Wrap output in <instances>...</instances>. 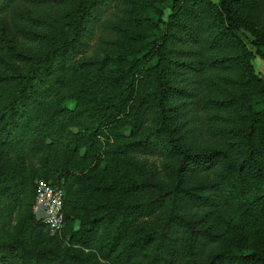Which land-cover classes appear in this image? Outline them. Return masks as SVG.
<instances>
[{
  "label": "trees",
  "instance_id": "1",
  "mask_svg": "<svg viewBox=\"0 0 264 264\" xmlns=\"http://www.w3.org/2000/svg\"><path fill=\"white\" fill-rule=\"evenodd\" d=\"M109 1L0 0V15L14 11L22 13L28 4H69L61 14L45 20L47 32L33 30L20 22L16 23L12 32L2 22L0 80L11 78L15 80V85L0 103V132L5 133L1 140H21L20 144L29 152L40 151L47 144L46 140L53 142L63 135L84 146L96 159L85 170L74 173V182L80 190H127L154 184L156 193L147 201L134 203L117 196L98 202L100 213L92 221L107 225L115 222L110 236L111 244H114L123 232L122 211L153 210L164 204L165 214L158 219L159 222L147 227L136 241L139 244L148 241L154 244L145 264H166L169 260L168 246L173 239L172 229L190 223L179 210V197L169 199L166 190L153 183L154 172L152 176L148 173L140 178L126 174L127 181L120 183L109 181L101 172L99 155L110 149L148 151L160 146L174 159L171 173L172 183L177 190L193 198L203 197L202 201H207L208 195L194 193L185 187L189 181H193L194 175H207L215 171L216 175L206 182L205 188L221 189L226 203L246 209L252 201L264 199V80L254 73L244 57V50L237 46L235 31L240 30L242 20L237 15L236 4L240 0H218L215 5L209 0H158L159 3L163 1V4L169 5L173 11L165 22L160 13L146 12L143 18L149 22L152 30L141 37L140 44L132 46L121 43L110 51L102 52L88 61L92 63L90 70H79L84 62L69 66V58L86 42L91 28L93 30L100 23L104 25L100 11ZM185 15L191 21L198 22L196 28L184 20ZM24 17L32 19L29 22L34 24L41 21L28 13H24ZM177 28L183 29L186 32L185 39L194 44L186 49L187 53L197 57L193 64L190 63L192 60H178L174 57L173 48L167 44L171 36L169 34L172 33L167 30ZM14 32L22 37L44 40L45 44L35 52L23 51L11 41ZM5 33H10L8 38H5ZM254 35L256 44L264 46V37L257 33ZM259 54L264 57V51L259 50ZM248 55H251L250 52ZM20 62L24 66L20 67ZM177 62L189 65L199 74L207 69L219 70L218 76L224 84L222 95L200 98L201 105L221 121L219 125L212 126L215 127L212 128L213 133L222 139L219 146L191 149L174 131L173 93H186L171 77ZM142 70L148 71L150 86L134 104L128 122L133 129L137 128L142 116V105L151 104L156 126L148 129L139 139H128L116 147L111 144L104 148L98 135L102 126L110 121L106 111L110 102H103L101 96L107 89L119 85L121 87L114 95H120L116 101L123 104L129 99L137 72ZM56 86L61 87L57 90L50 110L43 115L38 114L32 133L22 135L20 114L28 105L32 111L38 110L44 93ZM69 101L74 102V105L69 106ZM70 126H76V131H72ZM50 184L60 186L53 182ZM246 185L249 187L250 199L244 196ZM35 223L39 224L41 220L35 219ZM82 226L80 229L84 230ZM80 231H70L71 242H83ZM209 235L207 229L190 225L187 246L183 245L185 257L177 264H214L213 260L219 257L227 264L264 262V246L256 245L249 249L237 246L219 250L207 258L206 263H202L195 256H198L202 242L209 240ZM85 243L89 244L88 241ZM109 249L112 250V247ZM2 251H11L16 257V264H48L52 261H58L59 264H86L80 250L60 253L52 247L26 245L18 236L0 238Z\"/></svg>",
  "mask_w": 264,
  "mask_h": 264
},
{
  "label": "rangeland",
  "instance_id": "2",
  "mask_svg": "<svg viewBox=\"0 0 264 264\" xmlns=\"http://www.w3.org/2000/svg\"><path fill=\"white\" fill-rule=\"evenodd\" d=\"M209 1L215 5L218 0ZM68 5L55 2L28 4L24 6L22 13L14 11L0 15V34L3 32L2 22L12 32L17 22L33 30L47 32L48 27L45 20L61 14ZM236 9L238 17L242 20L240 30L235 31L239 40L238 42L236 39L237 46L244 50V57L254 73L264 80V57L259 54V50L264 51V46L256 44L254 35L257 33L264 37V0H240L236 4ZM172 11L169 5L163 4V1L159 3L158 0H110L108 5L100 11L104 25L100 23L94 26L93 30L91 28L86 36V42L69 58V66L84 62L83 66H79V70H90L92 63L89 64L88 61L93 60L102 52L110 51L121 43L132 46L140 44L141 37L152 30L143 15L146 12L160 13L165 22ZM24 13L37 17L41 21L31 23L29 21L32 19L27 20ZM183 18L192 23L194 28L198 25V22L191 21L188 15ZM167 31L172 32L169 34L171 36L167 39V44L173 48L174 57L178 60L181 58L192 60L190 63L193 64L197 57L186 52L187 48L194 45L185 39L186 32L181 28ZM8 34L5 33V38H8ZM11 41L27 52H35L45 44L44 40L22 37L15 32ZM175 64V71L171 77L175 78L177 86L182 87L187 94L181 93L183 91L173 93L174 131L191 149L201 150L219 146L222 139L213 133L212 130L215 127L212 126L219 125L221 121L211 115L210 111L200 103L202 97L222 95L224 84L218 76L219 70L217 68L207 69L203 74H199L189 65L184 66L178 62ZM18 65L22 67L24 63L20 62ZM148 80L147 70L138 71L129 99L123 104L116 101L120 95L118 97L114 95L121 86L115 85L104 91L101 99L103 102H110L106 110L110 121L102 126L98 135L104 148L111 144L116 147L118 143L128 139H139L146 134L148 129L156 126L151 104L142 105V116L137 128L133 129L128 122L134 104L149 89ZM14 85L15 80L11 78L0 80V103L5 100ZM60 87L56 86L44 93L38 110L32 111L28 105L26 110L20 114L22 135L33 132L34 124L38 121V114L43 115L50 110ZM67 104L73 106L74 102L69 101ZM69 128L72 131L77 129L76 126ZM4 134L0 132L1 239L18 236L25 241L26 245L52 247L60 253L80 250L82 256H85L86 264H145L154 244L151 241L139 244L136 239L147 227L159 222L158 219L165 214L164 204L153 210L122 211L123 232L114 244H111L110 236L115 222H110L108 225L95 223L92 218L100 213L98 202L109 198L118 196L134 203L147 201L156 193L154 184L127 190L103 191L93 188L80 190L78 184L74 182V173L85 170L94 164L96 159L85 150L84 146L63 135L53 142L46 140L47 144L40 151L29 152L20 144L21 140H11V142L1 140ZM173 161V157L160 146L148 151L110 149L99 155L101 172L109 181L120 183L127 181L126 174L140 178L148 173L152 176L151 173L154 172L153 183L165 189L169 199L179 197V210L190 223L172 229L173 239L172 244L168 246L170 247L167 253L169 260L166 264H177L185 257L190 225L194 228L207 229L211 234L209 240L202 242L198 256H195L202 263H206L207 258L219 250L232 249L237 246L247 249L256 245L264 246V199L252 201L246 209L226 203L221 189L205 188L206 182L216 175L215 171H210L207 175L198 173L193 176V181L187 183L185 188H190L194 193L209 196L207 201H202L203 197L193 198L184 191L177 190L172 183ZM38 179L59 184L63 190L65 220L59 229H51L43 219L41 223H35L32 212L35 204V185ZM243 192L245 197L251 198L247 185ZM81 226L85 229H80ZM78 229L83 231H80L83 242H71L70 231ZM85 241L89 244L86 245ZM110 247L112 250L109 249ZM127 252H129L128 255ZM15 259L11 251L0 252V264H16ZM213 261L214 264H227L220 257ZM48 264H59V262L52 261ZM247 264H264V262Z\"/></svg>",
  "mask_w": 264,
  "mask_h": 264
},
{
  "label": "built area",
  "instance_id": "3",
  "mask_svg": "<svg viewBox=\"0 0 264 264\" xmlns=\"http://www.w3.org/2000/svg\"><path fill=\"white\" fill-rule=\"evenodd\" d=\"M62 196L60 186L52 185L43 179L36 181L34 208L40 203L44 205L46 216L43 220L53 230L59 229L64 223Z\"/></svg>",
  "mask_w": 264,
  "mask_h": 264
},
{
  "label": "water",
  "instance_id": "4",
  "mask_svg": "<svg viewBox=\"0 0 264 264\" xmlns=\"http://www.w3.org/2000/svg\"><path fill=\"white\" fill-rule=\"evenodd\" d=\"M33 214L36 220H42L46 216L44 205L40 203L33 209Z\"/></svg>",
  "mask_w": 264,
  "mask_h": 264
}]
</instances>
